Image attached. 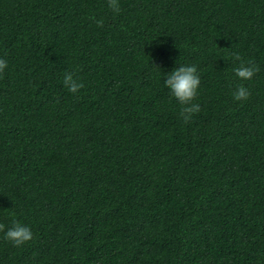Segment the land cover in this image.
Segmentation results:
<instances>
[{
    "label": "trees",
    "instance_id": "1",
    "mask_svg": "<svg viewBox=\"0 0 264 264\" xmlns=\"http://www.w3.org/2000/svg\"><path fill=\"white\" fill-rule=\"evenodd\" d=\"M0 57V224L34 233L0 264H264V0H0Z\"/></svg>",
    "mask_w": 264,
    "mask_h": 264
},
{
    "label": "clouds",
    "instance_id": "2",
    "mask_svg": "<svg viewBox=\"0 0 264 264\" xmlns=\"http://www.w3.org/2000/svg\"><path fill=\"white\" fill-rule=\"evenodd\" d=\"M109 6L118 10V0H109ZM239 63L233 68L235 76L240 80H250L258 71L257 66L251 61H243L237 54L235 57ZM8 67L7 61L0 57V73ZM63 84L71 93H77L84 85L72 72L66 71L63 76ZM164 87L181 106L179 116L184 122H189L193 116L200 112V104L195 102L199 95L201 86V75L196 65L180 64L165 74ZM250 95L247 87L240 84L232 93L233 99L237 101L246 100ZM0 231L3 232V239L11 242L15 247H20L31 241L34 237L30 225L21 220L13 219L10 226L0 224Z\"/></svg>",
    "mask_w": 264,
    "mask_h": 264
}]
</instances>
